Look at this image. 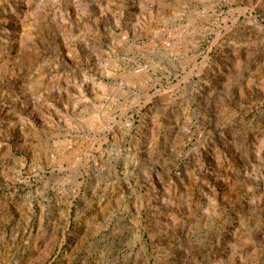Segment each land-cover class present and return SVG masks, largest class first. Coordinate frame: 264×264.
Masks as SVG:
<instances>
[{
	"label": "rangeland",
	"instance_id": "obj_1",
	"mask_svg": "<svg viewBox=\"0 0 264 264\" xmlns=\"http://www.w3.org/2000/svg\"><path fill=\"white\" fill-rule=\"evenodd\" d=\"M0 264H264V0H0Z\"/></svg>",
	"mask_w": 264,
	"mask_h": 264
}]
</instances>
